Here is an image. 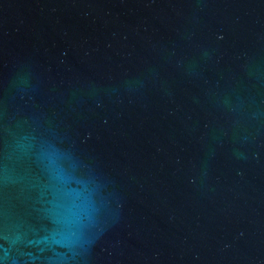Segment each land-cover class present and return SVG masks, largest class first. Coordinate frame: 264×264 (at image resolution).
<instances>
[{
  "label": "water",
  "instance_id": "obj_1",
  "mask_svg": "<svg viewBox=\"0 0 264 264\" xmlns=\"http://www.w3.org/2000/svg\"><path fill=\"white\" fill-rule=\"evenodd\" d=\"M0 264H264V0H0Z\"/></svg>",
  "mask_w": 264,
  "mask_h": 264
}]
</instances>
